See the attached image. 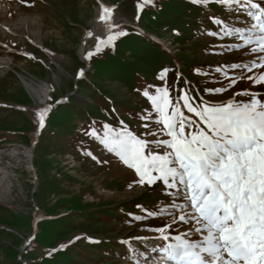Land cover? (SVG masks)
Listing matches in <instances>:
<instances>
[{
    "label": "rangeland",
    "instance_id": "374dc122",
    "mask_svg": "<svg viewBox=\"0 0 264 264\" xmlns=\"http://www.w3.org/2000/svg\"><path fill=\"white\" fill-rule=\"evenodd\" d=\"M142 2L0 0V57L10 62L0 69V264H134L123 242L150 249L162 242L145 229L170 219L135 217H147L145 209L158 211L168 197L160 182L134 183V170L90 130L102 136L105 124L117 131L126 125L141 136L147 121L140 117L152 111L143 92L155 95L165 85L174 103L184 92L194 104L227 100L244 90L264 98V84L247 79L264 69L245 72L223 94L205 91L229 85L242 74L229 65L254 58L243 55L247 49L229 48L241 43L235 36L208 34L220 31L212 16L236 26L247 21L239 6L229 11L214 2L152 0L138 13ZM101 4L120 5L111 22L122 27L112 34H128L97 53L98 38L110 34L105 22H95ZM89 52L94 53L90 60ZM48 107L40 128L38 112Z\"/></svg>",
    "mask_w": 264,
    "mask_h": 264
},
{
    "label": "snow or ice",
    "instance_id": "6c2138e0",
    "mask_svg": "<svg viewBox=\"0 0 264 264\" xmlns=\"http://www.w3.org/2000/svg\"><path fill=\"white\" fill-rule=\"evenodd\" d=\"M190 2L196 6L214 2L229 11L239 6L249 18L236 26L210 17L220 31L209 35L221 39L235 36L241 43L229 48L247 49L243 55L254 58L230 64V68L242 70L241 76L231 78L227 86L206 89L209 95L223 94L243 79L245 72L264 69V0ZM151 3L152 0L138 3V13ZM114 7L101 4L98 19L105 22L110 34L106 39L98 38L97 53L128 34L122 30L112 34L113 28L122 27L111 22ZM92 55L89 52L85 58L90 60ZM217 71L222 69L218 67ZM223 74L228 78L226 71ZM83 75L80 70L78 76ZM160 78H164L163 73ZM247 79L254 85L264 84V71ZM155 93L143 92L152 111L140 117L147 121L142 125L147 131L141 136L126 125L117 131L105 124L102 136L94 128L88 133L134 170L138 177L134 183L152 187L160 182L162 194L168 197L167 202H160L158 211L145 209L147 217H135H170L162 226L145 229L158 233L151 239L162 243L140 251L131 247L130 240L124 241L129 245L130 259L134 264H148L150 258L152 264H264V98L244 90L227 100L201 99L194 104L187 92L176 97L174 103L166 85L156 88ZM235 96L250 99L238 101ZM182 108L192 115H185ZM47 111L49 108L38 112L40 128L44 127ZM151 124L157 127L152 128ZM185 225L187 230L179 231Z\"/></svg>",
    "mask_w": 264,
    "mask_h": 264
},
{
    "label": "bare ground",
    "instance_id": "6f19581e",
    "mask_svg": "<svg viewBox=\"0 0 264 264\" xmlns=\"http://www.w3.org/2000/svg\"><path fill=\"white\" fill-rule=\"evenodd\" d=\"M93 34V33H92ZM10 62L9 61H7V60H5L4 58H2V57H0V69L1 68H4L5 66H7V64H9ZM44 96L47 98V96H48V91H44ZM31 158H32V156H31ZM30 169H31V167H30Z\"/></svg>",
    "mask_w": 264,
    "mask_h": 264
},
{
    "label": "water",
    "instance_id": "95a60500",
    "mask_svg": "<svg viewBox=\"0 0 264 264\" xmlns=\"http://www.w3.org/2000/svg\"><path fill=\"white\" fill-rule=\"evenodd\" d=\"M118 6H120V5H117L116 7H114L113 12L115 11L116 8H118ZM95 22H96V24H98V23L103 22V21H100L99 19H96ZM91 33H92V32H91ZM61 103H62V102H59L56 106H58V105L61 104ZM56 106H55V107H56ZM36 142H37V141H35L33 151H35V148H36ZM32 157H33V153H32ZM37 220H38V219H37ZM28 244H29V243H28ZM28 244H26V246H28Z\"/></svg>",
    "mask_w": 264,
    "mask_h": 264
}]
</instances>
